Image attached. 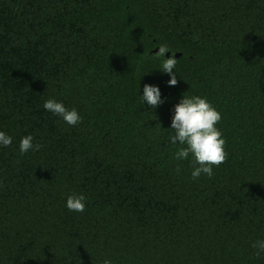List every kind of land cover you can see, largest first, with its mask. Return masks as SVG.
Here are the masks:
<instances>
[{
	"label": "trees",
	"instance_id": "obj_1",
	"mask_svg": "<svg viewBox=\"0 0 264 264\" xmlns=\"http://www.w3.org/2000/svg\"><path fill=\"white\" fill-rule=\"evenodd\" d=\"M193 94L220 110L227 152L195 180L168 142ZM0 130V264H264V0H0ZM28 133L42 147L21 154Z\"/></svg>",
	"mask_w": 264,
	"mask_h": 264
},
{
	"label": "clouds",
	"instance_id": "obj_2",
	"mask_svg": "<svg viewBox=\"0 0 264 264\" xmlns=\"http://www.w3.org/2000/svg\"><path fill=\"white\" fill-rule=\"evenodd\" d=\"M171 50L166 45H158V50L154 52L157 58L163 57L159 69L168 74L167 83L174 86L177 83V71L175 52L166 57L165 53ZM175 68V72L173 69ZM142 103H147L151 107L164 102L159 85L145 83L143 92L140 95ZM45 110L57 115L68 125H77L82 116L77 108H68L63 101L53 97L47 98L43 102ZM221 112L205 96L182 95L178 103L174 105L170 126L172 132L168 135V142L172 145H181L176 152V160H185L191 157L193 165L191 178L193 180L201 175L211 177L214 174L213 166H219L226 158L225 139L217 123L221 120ZM12 136L0 130V146H8L12 143ZM42 145L34 143L31 133L25 134L19 141V151L21 154L29 150H39ZM179 171V168H177ZM86 196L83 193H71L66 197L65 206L70 211L83 212L86 206ZM252 247L257 249L256 255L264 253V239L253 242ZM102 264H113L110 258H105Z\"/></svg>",
	"mask_w": 264,
	"mask_h": 264
},
{
	"label": "water",
	"instance_id": "obj_3",
	"mask_svg": "<svg viewBox=\"0 0 264 264\" xmlns=\"http://www.w3.org/2000/svg\"><path fill=\"white\" fill-rule=\"evenodd\" d=\"M156 50H157V48L154 49V51H156ZM169 54H170L169 51L166 52V55H167V56H169ZM180 55H181L180 52H175V56H176V57H177V56H180Z\"/></svg>",
	"mask_w": 264,
	"mask_h": 264
}]
</instances>
